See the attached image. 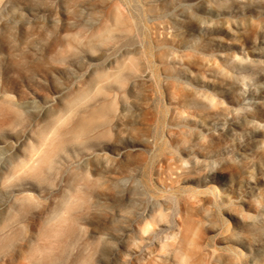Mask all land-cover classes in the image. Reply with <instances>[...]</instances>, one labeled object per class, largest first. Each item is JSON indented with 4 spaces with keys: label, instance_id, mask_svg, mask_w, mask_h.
I'll list each match as a JSON object with an SVG mask.
<instances>
[{
    "label": "rangeland",
    "instance_id": "1",
    "mask_svg": "<svg viewBox=\"0 0 264 264\" xmlns=\"http://www.w3.org/2000/svg\"><path fill=\"white\" fill-rule=\"evenodd\" d=\"M0 264H264V0H0Z\"/></svg>",
    "mask_w": 264,
    "mask_h": 264
}]
</instances>
